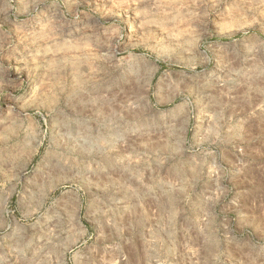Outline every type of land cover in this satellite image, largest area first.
Segmentation results:
<instances>
[{"label":"rangeland","instance_id":"obj_1","mask_svg":"<svg viewBox=\"0 0 264 264\" xmlns=\"http://www.w3.org/2000/svg\"><path fill=\"white\" fill-rule=\"evenodd\" d=\"M0 264H264V0H0Z\"/></svg>","mask_w":264,"mask_h":264}]
</instances>
